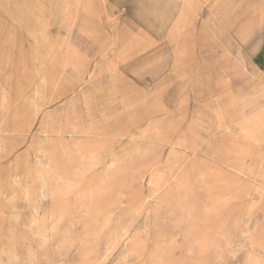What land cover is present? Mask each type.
<instances>
[{
  "label": "rangeland",
  "instance_id": "rangeland-1",
  "mask_svg": "<svg viewBox=\"0 0 264 264\" xmlns=\"http://www.w3.org/2000/svg\"><path fill=\"white\" fill-rule=\"evenodd\" d=\"M263 89L264 0H0V264H264Z\"/></svg>",
  "mask_w": 264,
  "mask_h": 264
},
{
  "label": "bare ground",
  "instance_id": "bare-ground-1",
  "mask_svg": "<svg viewBox=\"0 0 264 264\" xmlns=\"http://www.w3.org/2000/svg\"><path fill=\"white\" fill-rule=\"evenodd\" d=\"M263 90H264V89H263ZM260 159H261V158H260ZM260 167H261V166H260ZM259 169H260V168H259ZM262 171H263V170H262ZM262 174H264V173H262ZM262 174H261V175H262ZM232 180H233V179H232ZM228 183H229V182H228ZM1 193H2V192H1Z\"/></svg>",
  "mask_w": 264,
  "mask_h": 264
}]
</instances>
